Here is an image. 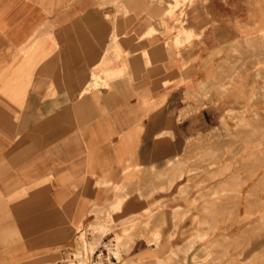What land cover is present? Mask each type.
Segmentation results:
<instances>
[{"label":"crops","instance_id":"obj_1","mask_svg":"<svg viewBox=\"0 0 264 264\" xmlns=\"http://www.w3.org/2000/svg\"><path fill=\"white\" fill-rule=\"evenodd\" d=\"M137 3L0 0V264H68L107 215L113 247L124 221L133 241L105 264H264V194L233 209L253 239L222 251L196 237L200 203L178 187L190 142L221 127L222 52L258 8L195 0L197 36L176 46L163 3Z\"/></svg>","mask_w":264,"mask_h":264},{"label":"rangeland","instance_id":"obj_2","mask_svg":"<svg viewBox=\"0 0 264 264\" xmlns=\"http://www.w3.org/2000/svg\"><path fill=\"white\" fill-rule=\"evenodd\" d=\"M138 1L131 0L136 8L140 6ZM158 1L164 5L157 13L160 25L165 33L173 36L174 45H182L197 36L186 23L187 5L195 0ZM242 4L257 7L258 13L254 15L252 27L222 52L216 78L220 83L215 88L222 97L221 127L190 142L178 164L179 173L186 176L178 181V187L184 191L193 189L194 201L200 203L194 233L207 231L197 232L196 237L200 242H207L209 236L219 235L222 251H229L230 247L231 251L243 248L244 241L253 239L254 233L235 227L240 212L233 209L251 200L253 204L259 203V195L264 194V0H242ZM156 29L151 26L146 33ZM228 89L236 93L231 104L224 101ZM99 219L78 233L81 246L90 252L105 244V240L110 244L112 239L113 233L109 232L114 231V221L108 215ZM124 223L121 224L122 235L115 236L113 241L118 258L133 241L132 229L124 235ZM235 236L237 239L230 244L229 238ZM205 246L196 244L193 252L204 251L207 257L212 245Z\"/></svg>","mask_w":264,"mask_h":264},{"label":"built area","instance_id":"obj_3","mask_svg":"<svg viewBox=\"0 0 264 264\" xmlns=\"http://www.w3.org/2000/svg\"><path fill=\"white\" fill-rule=\"evenodd\" d=\"M104 243L105 245L101 244L97 246L92 252H88L83 248L74 250V253L71 254L68 260V264H75L78 259H83V264H105L112 261L116 258L113 244L112 242L109 244L108 240H105ZM77 251L79 254L75 256V252Z\"/></svg>","mask_w":264,"mask_h":264},{"label":"bare ground","instance_id":"obj_4","mask_svg":"<svg viewBox=\"0 0 264 264\" xmlns=\"http://www.w3.org/2000/svg\"><path fill=\"white\" fill-rule=\"evenodd\" d=\"M85 229H80L79 231H84ZM80 248H83L84 250H86V251H88V252H90L89 250H87L86 248H84L83 246H81ZM115 253V252H114ZM79 254V252H75V256L76 255H78ZM117 257V256H116ZM75 264H83V259H78V261H77V263H75Z\"/></svg>","mask_w":264,"mask_h":264}]
</instances>
